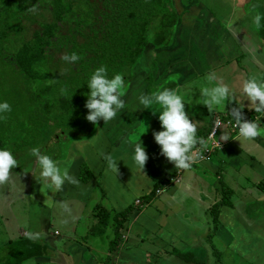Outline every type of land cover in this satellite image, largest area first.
<instances>
[{
	"label": "crops",
	"instance_id": "0c3cea01",
	"mask_svg": "<svg viewBox=\"0 0 264 264\" xmlns=\"http://www.w3.org/2000/svg\"><path fill=\"white\" fill-rule=\"evenodd\" d=\"M235 5L234 11L240 6ZM177 15L170 40L144 55L145 68L137 67V77L124 89L135 99L125 100V108L106 125L99 121L103 129L72 138L63 156H53L79 185L66 182L61 192L48 189L34 176V158L25 178L0 187V249L31 230L42 234L30 240L43 252L35 264H264V190L259 187L264 181V136L242 146L238 132L223 126L231 139H221L225 129L220 128V144L214 148L207 137L216 117L233 118L232 107H239L235 102L243 103L249 119L260 116L264 128V114L250 110V100L241 94L244 79L264 81V38L260 27L256 36L244 26L236 31L234 22L225 24L204 6H189ZM210 73L230 86L235 102L226 100L212 111L203 105L201 88L216 83L207 80ZM165 87L181 89L186 112L200 122L197 135L210 148L209 157L181 170L177 181H170L175 166L160 154L153 135L162 130L159 112L153 114L159 106L146 111L137 99ZM128 140L145 146L149 159L144 171L133 163ZM109 154L118 163V175L108 169L104 155ZM150 193L147 204L135 202ZM61 202L71 211H64ZM127 207L121 238L112 247L113 222L97 233V212L103 208L113 217ZM83 217L84 225H91L79 233Z\"/></svg>",
	"mask_w": 264,
	"mask_h": 264
},
{
	"label": "trees",
	"instance_id": "16d2710c",
	"mask_svg": "<svg viewBox=\"0 0 264 264\" xmlns=\"http://www.w3.org/2000/svg\"><path fill=\"white\" fill-rule=\"evenodd\" d=\"M33 7L35 12L28 11ZM177 18L169 0H0V103L7 101L12 109L0 114V149L21 142L23 132L45 136L60 131L74 138L92 132L95 124L86 120L85 107L91 74L103 65L109 78L120 73L130 83L136 68L146 66L142 59L151 26L157 29L153 42L159 46L160 35L168 36ZM73 52L80 56L78 62L61 59ZM259 187L264 190V181ZM152 195L142 197L140 205ZM129 209L113 217L103 208L97 212V233L113 222L112 247L121 238L119 228ZM9 242L0 249H12L9 264H26L34 256L30 251H40L27 238Z\"/></svg>",
	"mask_w": 264,
	"mask_h": 264
},
{
	"label": "clouds",
	"instance_id": "9594fccd",
	"mask_svg": "<svg viewBox=\"0 0 264 264\" xmlns=\"http://www.w3.org/2000/svg\"><path fill=\"white\" fill-rule=\"evenodd\" d=\"M28 11L35 12L36 8H30ZM261 19L260 14L253 18L257 29L261 25ZM61 59L67 63H75L80 60V56L73 52L70 55L65 54ZM206 78L209 82H216L215 86L203 87L200 90L203 105H206L210 111L216 106H221L226 100L232 99L235 102L232 89L222 79L218 80L215 74L211 73ZM87 86L90 89V92L86 94L87 101L85 104L88 109L87 121L98 125L102 119L106 125L117 117L118 112L125 108L126 102L122 99L125 96V80L122 74L116 73L112 78H109L107 67L102 65L91 74ZM61 91L64 92L65 90L62 89ZM241 94L244 98L250 100V110H254L257 114H264V81L258 80L255 76L244 79ZM138 99L145 109L152 108L154 105L159 106L157 111H153V114L159 112L162 130L155 131L153 135L155 142L161 148L160 154L174 164L175 169L190 170L192 165L202 158L200 153L207 148L208 141L203 137H198L197 131L200 122H193L186 112V103L181 89L165 87L151 94L142 93ZM235 103L239 107H232L230 114L235 120V126L238 128L237 140L241 142V145L243 146L245 142H252L257 137L264 136V128L260 126V116H257L254 121L246 119L243 112V103ZM11 110V106L7 101L0 103V114ZM2 118L6 119L7 117ZM222 127V122L217 119L215 129ZM221 139L224 141L231 139L226 129ZM125 143L132 144L133 163L138 170L144 171L149 156L143 143L131 140L125 141ZM31 155L36 158L34 176L37 181L48 189L61 192L66 182L79 185V180L69 173L67 167L62 169L59 161L54 160L47 154H42L39 147H33ZM104 159L107 161L108 169L118 175V163L113 156L110 154L104 155ZM17 167H19L18 161L11 150L7 148L0 149V187L10 183H19L20 175H13V169ZM20 186L23 188L22 185ZM60 206L66 212L71 211L64 202H61ZM25 236L32 241L42 238L40 232L31 230L26 231ZM28 264H35V261H29Z\"/></svg>",
	"mask_w": 264,
	"mask_h": 264
},
{
	"label": "rangeland",
	"instance_id": "374dc122",
	"mask_svg": "<svg viewBox=\"0 0 264 264\" xmlns=\"http://www.w3.org/2000/svg\"><path fill=\"white\" fill-rule=\"evenodd\" d=\"M194 4H197V5L194 6ZM235 4H239L240 8L238 7V9L234 11L235 9L234 6L236 7ZM169 6L172 8L173 11H175L176 14H179L181 10L184 11V9L188 8L189 6H190V9L196 6H204L207 8V10H209L210 14H213L216 17L220 18L225 24L231 25L230 21L234 22V24H232V27H234V30L241 31L243 29L242 26H244L250 30V34L253 36H256V33L258 32V29L253 21V18L257 14H260L262 19H264V0H232V1L231 0H169ZM196 10L194 11L191 10V13L195 12ZM178 20L179 19L177 18V20L174 22V25H173L174 27ZM262 22L263 21L261 20V24ZM174 27L168 29V35H169L168 39L166 35L162 33L160 37H163V38L158 39V40L164 41L163 44H165L166 40H170L171 33L173 34L174 33L173 30H175ZM150 32L151 33H149V36H148L149 39H148L147 48L145 49V55H148L147 53H150L149 50L155 47L153 39L156 37L157 29H155L154 25L151 26ZM147 59L151 60L152 57L150 56ZM142 61L146 62L145 59H142ZM170 74L171 75L169 76L173 75L172 73ZM136 75L137 74L134 73L132 79L136 78L137 77ZM138 75H140V73H138ZM124 80H125V90H126V87L129 86L130 83H127V79H124ZM132 94H133L132 92H130L129 94L128 92H125V96L122 97V99L126 100L127 102L130 99H135V96H133ZM145 110L147 111L149 110V108ZM100 122H104V121L101 119ZM50 125H53V121L50 122ZM98 128L99 130H101L103 129V126L100 125L99 123L98 125L95 124L94 130L96 131ZM52 132H54V134ZM59 132L60 131L58 132L49 131L48 134L45 136L42 133H34L33 135H30L31 133L29 132L21 133V136L19 135L21 142L17 141L16 144L13 143V145H11V148H10L12 154L15 156L19 164V167L13 169L15 171L13 172V175L15 176L17 174V175H20V178H25L28 168L30 170L33 168L30 165L28 166V164L32 162V159L35 158L34 156L31 155V149L33 147H39L42 154H47L51 156L52 158L54 155L63 156L65 154V147H67V145L70 142H72V138L74 137L71 134L66 133L63 135ZM22 134H24V136ZM57 134L59 135L58 138L55 137ZM25 165H26V168H24ZM23 203H24V206L27 208V202L24 200ZM0 209H1V206H0ZM111 221L112 220L110 219V222ZM21 222H19L18 224L20 225ZM87 224L84 225V217H83V219L80 221V224L78 225V227L80 228L77 229V231L80 233V230L84 231V228H86V226L91 225V224H88V225ZM110 231L111 230L109 229L108 232L110 233ZM106 238H107L106 240L109 239V237H106ZM96 239H99V237H97ZM103 244H104V237H101L99 246L102 247ZM29 249L31 250L33 248L29 247ZM11 250L12 249H5L3 251H0V264H9L6 261V259L7 258L13 259V251ZM46 250L48 249L46 248ZM24 252L27 253L26 250ZM40 252L42 251H37V249L30 251L29 252L30 255L34 254L33 258H31V261H33L35 259L34 257L39 255ZM39 264H45V263L39 262Z\"/></svg>",
	"mask_w": 264,
	"mask_h": 264
},
{
	"label": "built area",
	"instance_id": "2783aa9c",
	"mask_svg": "<svg viewBox=\"0 0 264 264\" xmlns=\"http://www.w3.org/2000/svg\"><path fill=\"white\" fill-rule=\"evenodd\" d=\"M245 118L248 119V120H251L247 116H245ZM217 119H219L222 122V126H228L230 129L238 132V128L235 126V120L233 118L232 119H229V118H219V117H216L214 119V121H213V123H212V125H211V127L209 129L208 135H207L208 140L211 141V144H212V147L213 148L215 146H218V144H220L219 141L216 139V135H217L218 131L220 130V128L217 129V130L215 129V121ZM214 132H215V134L213 135ZM209 137H211V139H209ZM209 151H210V148H208V147L206 149H204L200 153V156L202 158H200L198 160L207 159L209 157V153H210ZM180 172H181V170L176 169V173H175V175L173 177L170 178V181H177L178 180V177L180 175ZM160 192H161L160 189L157 190V193H160ZM135 202L136 203H140L141 201L139 199H137Z\"/></svg>",
	"mask_w": 264,
	"mask_h": 264
}]
</instances>
